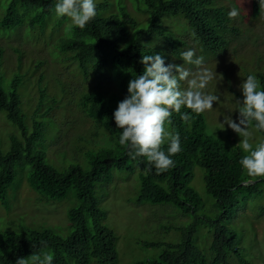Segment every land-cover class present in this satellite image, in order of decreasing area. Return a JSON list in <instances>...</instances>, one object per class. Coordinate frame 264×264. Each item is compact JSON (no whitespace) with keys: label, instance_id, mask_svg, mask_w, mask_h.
I'll list each match as a JSON object with an SVG mask.
<instances>
[{"label":"trees","instance_id":"obj_1","mask_svg":"<svg viewBox=\"0 0 264 264\" xmlns=\"http://www.w3.org/2000/svg\"><path fill=\"white\" fill-rule=\"evenodd\" d=\"M130 1L134 14L129 11L125 1L119 3L112 12L107 2L97 4L95 18L83 29L76 26L71 28L70 37L65 38L57 34L66 27L62 24L63 20L54 22L56 0L8 2L0 21L1 30L27 27L33 32L39 29L45 35L47 27L52 25L51 28L60 35L56 43L59 57L63 56V61L72 63L76 67L73 71L82 74L85 80L94 81V88L81 92L77 105L97 126L94 137H99L101 132L105 133L111 146L89 154L86 167L71 165L61 172L45 161V152L34 147L41 139L44 125L36 120L34 133L30 134L22 112L19 87L29 75L22 72L23 59L18 50L19 62L8 88L3 86L5 73L0 71V111L5 112L8 120L22 133V138H11V149L7 154L0 149V201L7 204L8 190L17 178V170L29 169V184L41 194L43 200L62 201L74 191L76 206L69 212L72 233L67 238L51 231L28 228L0 234V264H16L19 258H27L33 253L39 254L46 250L53 251V264H118L117 238L103 225L105 213L100 208L95 189L98 184L111 181L114 169L131 172L133 166L141 170L139 204L147 202L169 205L185 215H197L204 206L202 198L192 187L195 169L199 168L203 174L205 190L215 200L220 211L218 224L210 231L211 263L195 242V221L182 230L179 242L165 245L157 259L140 264H233L230 260L252 264L242 255L236 235L223 223L225 218L240 207L239 196L264 195V180H250L239 163L246 155L242 148L225 145L220 139L208 136L204 114L182 108L181 112L191 117L190 122H185L180 114L173 112L170 125V131L180 136L181 151L171 157L174 167L157 174L146 158L137 157L134 160L127 154V148L119 143L122 130L117 128L114 120L119 102L128 95L130 80L144 71L141 63L143 55L162 54L166 66L183 64L177 60L180 61L181 53L189 48L188 40L173 31L170 25L172 22L181 18L190 30L187 31L193 35V42L200 47L201 55L206 57L225 53L230 38L239 36L242 31L234 19H229V6L220 4L219 0ZM250 2L254 15L259 16L263 6L259 0ZM138 13L141 17L145 16L147 21L140 20L136 16ZM257 60L260 63L264 61L261 56ZM41 64L39 62L35 70ZM2 65L3 50L0 48V70ZM254 71L244 70L241 76L244 74L243 79L246 80L245 75H255L260 90H264V72ZM226 78L231 80L229 76ZM102 80H107L111 85L114 83L115 91L104 90ZM58 84L61 85L60 98L50 94L45 76L37 80L33 86H36L40 95L37 115L44 108L45 113L50 114L61 106L64 96L72 95L60 79ZM185 86L182 82V87ZM256 132L264 137V132ZM167 147L165 143V152ZM147 168H151V171H145ZM246 180L250 182L244 185ZM143 246L158 247L148 243Z\"/></svg>","mask_w":264,"mask_h":264},{"label":"rangeland","instance_id":"obj_2","mask_svg":"<svg viewBox=\"0 0 264 264\" xmlns=\"http://www.w3.org/2000/svg\"><path fill=\"white\" fill-rule=\"evenodd\" d=\"M123 1L134 14L130 0H95V3L97 5L107 2L112 12ZM8 2L9 0H0V21ZM219 3H225L230 10L235 7L240 11V15L234 20L242 32L239 36L230 38V45L225 53L211 57L203 56L206 66L218 74L209 84L207 91L220 96V101L213 105V110L203 113L206 118L205 132L210 137L220 139L225 145L238 146L241 137L227 125L225 130H222L218 122L223 123L225 116H230L238 122L237 100L243 101L240 88L244 82L242 72L244 70L264 72V61L257 62L260 56L264 59V6L260 15L256 17L250 0H219ZM136 16L142 21H147V18L141 17L139 13ZM54 17L55 23L62 19V24L66 26L57 34H61L63 38L70 37V30L75 25L68 17L64 19L56 13ZM174 22L170 24L173 31L179 37L188 40L189 48L186 50L194 48L196 54L201 55L200 47L193 42V35L189 33V28L181 18ZM51 26L47 27L45 35L41 34L39 29L33 32L27 27L12 31L0 29V48L3 50V65L0 71L5 73L3 86L8 88L17 69L19 50L23 59L22 72L29 75L19 87L22 112L29 133H34L36 120L43 123L41 139L34 147L44 151L45 161L62 172L71 165L86 167L89 154L108 148L111 143L103 132L98 134L99 137H94L97 126L77 105L81 92L94 88V81L85 80L82 74L73 71L76 67L72 63L63 61V56L59 57L56 43L60 35H57ZM39 62L42 64L35 70ZM177 62L182 64L183 60ZM42 75L48 82L51 95H58L59 98L62 95L59 79L66 89L69 88L72 95L63 97L60 104L63 107L56 108L50 114H46L44 108L37 115L40 95L36 86H33ZM228 76L231 78L229 81L226 78ZM30 83L32 84L29 85ZM96 84L99 83L96 81ZM101 85L108 92L115 91L114 83L111 85L107 80H102ZM186 87L187 84L183 88ZM13 136L22 138L21 130L8 120L5 112L0 111V149L4 154L10 151ZM262 141L264 137L255 131L254 145ZM133 167L131 172L114 169L111 181L98 184L95 189L100 208L105 213L103 225L117 238L118 264H140L157 259L163 247L179 242L182 230L190 227L195 221H197L195 242L211 263L213 256L210 252L212 243L210 231L218 224L220 211L215 200L205 190L201 169H195L192 187L202 198L204 206L199 209L197 215H185L169 205H153L147 202L139 204L141 170L137 166ZM26 170H17V178L8 190L7 204L0 201V234L20 232L28 228L51 231L62 238H67L72 233L69 212L76 206L75 192L72 191L65 200L47 202L30 186L29 169ZM239 198L240 207L225 218L223 223L236 235L242 255L252 264H264V195L259 197L241 195ZM145 243L158 247L146 248L143 246ZM44 252L51 253L54 258L53 251ZM230 261L233 264H240L238 261L235 263V260Z\"/></svg>","mask_w":264,"mask_h":264},{"label":"clouds","instance_id":"obj_3","mask_svg":"<svg viewBox=\"0 0 264 264\" xmlns=\"http://www.w3.org/2000/svg\"><path fill=\"white\" fill-rule=\"evenodd\" d=\"M259 3L264 6V0H259ZM96 8L95 0H56L55 4L58 16L68 17L81 29L95 18ZM239 15L240 11L235 7L228 13L229 19ZM181 60L182 65L166 66L162 54L143 55V73L130 80L128 95L114 112L115 124L122 130L120 145L127 148L132 159L146 158L157 174L174 167L171 157L181 151L179 134L169 130L173 112L180 114L185 122H190L191 117L182 113V108L203 114L212 111L213 105L220 101V96L207 91L218 74L206 66L204 57L197 55L193 48L182 52ZM182 82L187 84L186 88L182 87ZM240 88L243 101L237 100L238 122L225 116L223 123H218L222 130L227 125L241 137L238 146L246 155L239 163L247 177L250 180L264 178V141L253 143L254 132H264V90H260L257 77L252 74ZM165 143L168 144L167 152ZM145 171H151V168ZM16 264H53V255L49 252L33 253L27 258L17 259Z\"/></svg>","mask_w":264,"mask_h":264},{"label":"water","instance_id":"obj_4","mask_svg":"<svg viewBox=\"0 0 264 264\" xmlns=\"http://www.w3.org/2000/svg\"><path fill=\"white\" fill-rule=\"evenodd\" d=\"M248 183H244V185H247Z\"/></svg>","mask_w":264,"mask_h":264}]
</instances>
